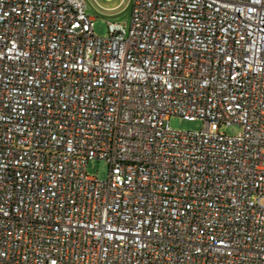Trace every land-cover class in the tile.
<instances>
[{
  "label": "built area",
  "instance_id": "obj_1",
  "mask_svg": "<svg viewBox=\"0 0 264 264\" xmlns=\"http://www.w3.org/2000/svg\"><path fill=\"white\" fill-rule=\"evenodd\" d=\"M95 24L0 0V264H264V0Z\"/></svg>",
  "mask_w": 264,
  "mask_h": 264
},
{
  "label": "rangeland",
  "instance_id": "obj_2",
  "mask_svg": "<svg viewBox=\"0 0 264 264\" xmlns=\"http://www.w3.org/2000/svg\"><path fill=\"white\" fill-rule=\"evenodd\" d=\"M124 0H86L87 12L96 18L95 32L98 36H106L108 33L107 22L116 21L123 22L130 26L131 15L134 5V0H126L125 4H122ZM98 3H101L102 7L111 11L110 13H119L120 16L117 19L108 18L103 16L100 12L103 10L99 9ZM120 6V8H118ZM117 11H114V10ZM114 11V12H113ZM170 125L176 130H191L197 131L202 130L204 123L200 120H187L179 116H173L170 120ZM229 135H238L242 132L240 126H229L224 129ZM88 172L91 176H95L101 180L108 177L109 167L104 160H92L88 166Z\"/></svg>",
  "mask_w": 264,
  "mask_h": 264
},
{
  "label": "crops",
  "instance_id": "obj_3",
  "mask_svg": "<svg viewBox=\"0 0 264 264\" xmlns=\"http://www.w3.org/2000/svg\"><path fill=\"white\" fill-rule=\"evenodd\" d=\"M114 11H117L116 9ZM113 11V12H114ZM111 11H103V12H100L103 16H106L108 18H113V19H117L120 14L119 13H110ZM117 21V20H116Z\"/></svg>",
  "mask_w": 264,
  "mask_h": 264
}]
</instances>
